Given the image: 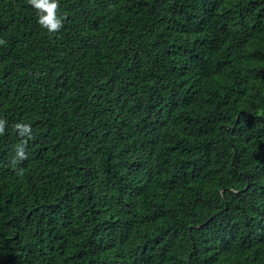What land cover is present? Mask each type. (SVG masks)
Masks as SVG:
<instances>
[{"label":"trees","instance_id":"trees-1","mask_svg":"<svg viewBox=\"0 0 264 264\" xmlns=\"http://www.w3.org/2000/svg\"><path fill=\"white\" fill-rule=\"evenodd\" d=\"M58 14L0 0V264H264V0Z\"/></svg>","mask_w":264,"mask_h":264},{"label":"clouds","instance_id":"clouds-1","mask_svg":"<svg viewBox=\"0 0 264 264\" xmlns=\"http://www.w3.org/2000/svg\"><path fill=\"white\" fill-rule=\"evenodd\" d=\"M28 3L36 10L38 23L49 33H56L63 27V18L58 14L59 0H28ZM2 43H4V41L0 40V44ZM6 123L5 120L0 119V134L4 133ZM15 128L19 130L20 136L23 137L27 135L30 138V125L17 123ZM25 144L26 142H22L20 145L16 146V158L18 160L27 159Z\"/></svg>","mask_w":264,"mask_h":264}]
</instances>
